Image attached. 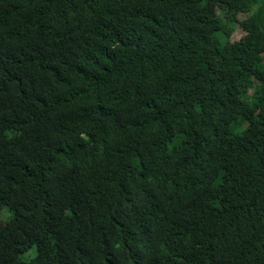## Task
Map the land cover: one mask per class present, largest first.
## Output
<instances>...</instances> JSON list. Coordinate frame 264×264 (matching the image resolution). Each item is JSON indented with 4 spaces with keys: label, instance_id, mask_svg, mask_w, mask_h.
<instances>
[{
    "label": "trees",
    "instance_id": "obj_1",
    "mask_svg": "<svg viewBox=\"0 0 264 264\" xmlns=\"http://www.w3.org/2000/svg\"><path fill=\"white\" fill-rule=\"evenodd\" d=\"M2 211L0 264H264V0H0Z\"/></svg>",
    "mask_w": 264,
    "mask_h": 264
},
{
    "label": "rangeland",
    "instance_id": "obj_2",
    "mask_svg": "<svg viewBox=\"0 0 264 264\" xmlns=\"http://www.w3.org/2000/svg\"><path fill=\"white\" fill-rule=\"evenodd\" d=\"M237 30L233 33L231 40H239L243 36V32L239 30V27L236 28ZM1 218L6 217L5 211H2L0 214ZM34 254V250H31V252L27 253L24 257L25 259H28L29 256H32Z\"/></svg>",
    "mask_w": 264,
    "mask_h": 264
}]
</instances>
